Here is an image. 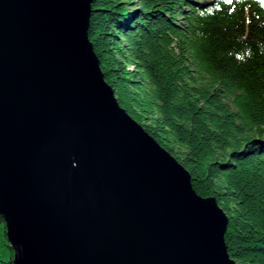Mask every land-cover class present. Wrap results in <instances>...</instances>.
<instances>
[{
  "label": "water",
  "instance_id": "95a60500",
  "mask_svg": "<svg viewBox=\"0 0 264 264\" xmlns=\"http://www.w3.org/2000/svg\"><path fill=\"white\" fill-rule=\"evenodd\" d=\"M93 0H0V215L13 264H238L215 198L119 104Z\"/></svg>",
  "mask_w": 264,
  "mask_h": 264
},
{
  "label": "trees",
  "instance_id": "16d2710c",
  "mask_svg": "<svg viewBox=\"0 0 264 264\" xmlns=\"http://www.w3.org/2000/svg\"><path fill=\"white\" fill-rule=\"evenodd\" d=\"M89 38L120 106L225 212L231 258L264 264V0H93Z\"/></svg>",
  "mask_w": 264,
  "mask_h": 264
},
{
  "label": "rangeland",
  "instance_id": "374dc122",
  "mask_svg": "<svg viewBox=\"0 0 264 264\" xmlns=\"http://www.w3.org/2000/svg\"><path fill=\"white\" fill-rule=\"evenodd\" d=\"M123 2H133V0H122Z\"/></svg>",
  "mask_w": 264,
  "mask_h": 264
},
{
  "label": "snow or ice",
  "instance_id": "6c2138e0",
  "mask_svg": "<svg viewBox=\"0 0 264 264\" xmlns=\"http://www.w3.org/2000/svg\"><path fill=\"white\" fill-rule=\"evenodd\" d=\"M229 3H231V0H228Z\"/></svg>",
  "mask_w": 264,
  "mask_h": 264
}]
</instances>
